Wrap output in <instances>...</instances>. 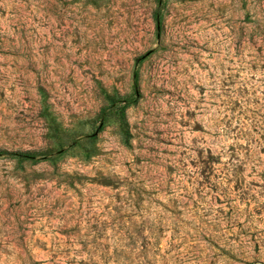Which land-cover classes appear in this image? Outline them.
Masks as SVG:
<instances>
[{"label":"rangeland","instance_id":"obj_1","mask_svg":"<svg viewBox=\"0 0 264 264\" xmlns=\"http://www.w3.org/2000/svg\"><path fill=\"white\" fill-rule=\"evenodd\" d=\"M0 264H264V0H0Z\"/></svg>","mask_w":264,"mask_h":264}]
</instances>
